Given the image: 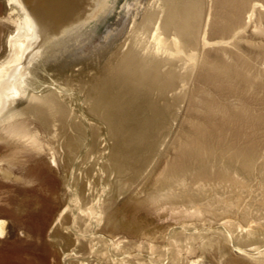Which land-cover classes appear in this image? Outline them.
Returning a JSON list of instances; mask_svg holds the SVG:
<instances>
[{
	"label": "rangeland",
	"instance_id": "374dc122",
	"mask_svg": "<svg viewBox=\"0 0 264 264\" xmlns=\"http://www.w3.org/2000/svg\"><path fill=\"white\" fill-rule=\"evenodd\" d=\"M232 1L195 3L201 19L208 24L203 27L207 37L215 33L219 36L213 42L223 41L203 44L201 54L192 50L195 60L189 58L190 51L177 52L171 44L173 37L159 27L166 16L163 0L79 2L71 16L74 26L58 29L50 36L60 40V61L72 63V70L67 72L73 73L71 83L60 78L59 84V99L68 108L69 116L76 122L89 118L88 83L91 77L110 72L107 67H114L112 62L127 61L140 70L156 66L161 75L171 71L177 79L165 93L157 88L140 89L154 102L175 106L176 119L163 141L169 142L179 130L191 129L189 121L193 118L212 126L226 141L240 147L255 146V159L260 163L264 160V0ZM5 2L0 0L2 42L5 33L15 26ZM256 6L258 9H253ZM214 9L219 12V20L209 28V11ZM225 14L232 18L227 25L221 20ZM182 77L185 79L179 80ZM32 130L36 131L33 124L19 130L6 124L0 127V171L10 168L15 174L24 175L18 165L26 155L43 156L48 164L54 156L64 166V137L37 131L45 146L40 148L28 139ZM67 131L74 133L71 126ZM88 142L86 137L74 165L66 171L55 170L56 181L25 174L24 182L16 183L0 173V219L5 220L0 242L13 250V255L18 254L12 256L11 264H18V256L44 264H264V187L257 172L249 177L233 174L230 181L193 183L200 194L198 205L148 203L134 215L142 229L141 235L133 236L120 225V220L109 221L107 216L114 209L147 197L151 192L147 173L118 176L110 169L113 140L107 130L106 151L98 161L95 154L90 155ZM165 148V143H161L160 149L172 155L173 150ZM155 162L153 159L151 163ZM12 195L28 203L19 217L4 211L11 210L8 203ZM97 199L102 210L106 207L105 255L91 252V244L80 250L76 234L88 223L79 204L88 203L85 207H91L90 203ZM202 206L209 210L200 212ZM75 215L79 219L81 215L79 224L73 221ZM115 253L119 255L113 257Z\"/></svg>",
	"mask_w": 264,
	"mask_h": 264
},
{
	"label": "bare ground",
	"instance_id": "6f19581e",
	"mask_svg": "<svg viewBox=\"0 0 264 264\" xmlns=\"http://www.w3.org/2000/svg\"><path fill=\"white\" fill-rule=\"evenodd\" d=\"M5 1L9 8L7 13L15 26L5 33L3 42L0 39V127L6 124L7 127L12 126L19 130L33 124L36 131L32 130V137L28 139L32 144L40 145V148L45 146L40 142L37 131L43 134L54 132L64 137V166L59 164L54 156L52 163L48 164L43 156L34 158L26 155L25 160L18 165L24 175H36L43 178V181H56L58 169L66 171L75 164L76 156L82 150L86 137L89 140L90 155L95 154L98 161L106 151L107 130L113 140L110 148V169L118 176L146 172L150 182L151 192L147 197L114 209L107 216L109 221L120 220V225L133 236L141 235L142 229L134 215L148 203L154 206L163 201L172 206L177 203L198 205L200 194L193 183L202 180L230 181L233 174L249 177L257 172L264 187V160L260 163L256 161L254 154L258 151L257 148L246 145L240 147L233 141H226L210 125L192 118L189 121L191 129L179 130L178 133L172 134L169 142L163 141V136L171 133L172 120L176 119L175 106L154 102L145 97L140 89L157 88L163 93L167 92L168 88L175 86L177 80L171 71L161 75L156 66L140 70L135 64L127 61L112 62L114 67H107L110 72L103 76L91 77L88 83L86 98L89 118L85 122L74 121L69 116L66 105L59 99L60 78H64L67 83H71L73 79L72 72L67 74L72 70V63L60 61V40L51 39L50 36L58 29L68 30L74 26L75 20L71 19V16L75 13L78 3L83 0ZM163 1L166 4V7H163L166 9V16L159 27L169 34L167 36L173 37L171 44L177 52L190 51L189 58L195 60L196 54L202 53L203 44L223 42H213L219 35L212 32L207 37V29L203 27L208 24L201 19L202 15L198 12L200 9L195 4L197 0ZM226 1L215 0L220 4ZM1 9L2 5L0 12ZM218 13L216 9L209 11V28L219 20ZM231 19L229 15L222 16V24L227 25ZM3 27L4 23L0 21V31ZM160 40L164 45L163 40ZM192 50L197 53L191 54ZM180 79L183 81L185 78ZM180 121L182 122L181 119ZM68 126L73 128V134L68 133ZM163 142L165 149L173 150L172 155L167 154L168 150L160 149ZM55 147L56 145L51 148ZM58 150L59 147L56 151ZM89 152L84 154L87 156ZM153 159L156 160L155 164L151 163ZM103 168L106 171V166ZM0 173L3 178L12 182H24V175H17L10 168L1 169ZM90 199L93 201L95 197ZM9 201L11 210L7 211L6 208L4 211L12 216L19 217L21 210L28 207L25 199L19 200L13 195L9 197ZM87 204H79L83 218L88 222L81 230V226L79 227L81 232H76L79 248L82 250L91 244V252L100 255L106 251V207L102 210L98 199L96 203H90L91 207H85ZM231 206L233 207V204ZM208 208L202 206L199 209L202 212L209 210ZM102 219L104 224L101 226ZM80 220L81 215L80 219L76 215L73 218L78 224ZM4 225L5 220L0 219V237L4 236ZM95 244L99 246L95 247ZM5 245L0 242V264H11L12 256L15 258L18 254L13 255V250L4 248ZM116 255L119 254H112L113 257ZM17 260L18 264L45 263H32L19 256Z\"/></svg>",
	"mask_w": 264,
	"mask_h": 264
}]
</instances>
